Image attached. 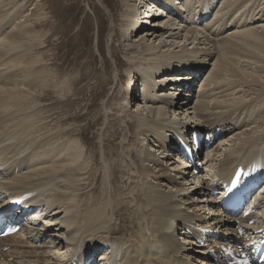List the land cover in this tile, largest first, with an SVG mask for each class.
I'll return each instance as SVG.
<instances>
[{
	"label": "bare ground",
	"instance_id": "obj_1",
	"mask_svg": "<svg viewBox=\"0 0 264 264\" xmlns=\"http://www.w3.org/2000/svg\"><path fill=\"white\" fill-rule=\"evenodd\" d=\"M15 1L16 6L7 3L4 8L0 0V192L12 196L35 193L25 203L31 207L28 215L34 221L29 230L0 238V249L7 247L0 250V264H79L90 257V264H196L201 258L202 264H213L219 246H235L241 230L252 236L264 220V194L258 199L263 208L254 225H248L254 215L230 217L220 210L218 197L212 196L236 166L264 164V66L255 61L257 57L250 60L252 51L247 52L249 57L233 60L243 41L255 38L259 30L264 34V18H234L239 5L247 6L249 0H119V25L113 33L119 35L126 59L109 49L117 73L114 79L120 84L127 78L135 85V76L142 90L138 95L131 86L116 90L112 84L102 95L105 110L98 119L103 116L104 122L96 128L100 142L111 140L112 144L123 136L134 150L133 157L102 151V175L97 164V170L92 168L95 155L86 157L87 147L84 149L78 138L60 145L63 138L58 136L59 145L47 149L52 136L38 138L42 128L59 135L78 132L72 124L82 115L67 114L49 122L59 113L50 116L48 106L53 105L42 102V96L51 94L48 89L53 81L49 79L56 75L50 74L45 64L51 59L41 52L40 45L35 47L36 33L26 22L35 14L17 22L23 4ZM141 6L149 8L139 20ZM16 9L17 14L13 12ZM262 9L259 3L260 14ZM256 19L257 26L241 30L248 20ZM143 23L147 26L140 32ZM228 27L235 30L224 35ZM22 49L31 54H23ZM21 64L28 67L23 69ZM209 64L191 106L196 75ZM108 73L105 84L110 85ZM58 87L59 96L65 97V90ZM116 97L124 101L123 109L110 104ZM168 108L180 112V121L167 116ZM256 108L260 109L252 110ZM126 110L135 119L126 121L119 132L105 133V127L113 126ZM196 130L209 135L210 140L218 138L198 162L202 168L197 173L180 156L178 142V138L189 141ZM140 145L143 148L137 150L135 146ZM193 152L199 155L197 149ZM109 156L121 158L125 174L131 171L129 177H137L130 202H119L124 199L121 191L114 193L116 177L106 163ZM195 161L193 168L198 167ZM98 173L102 182L97 192ZM187 179L192 180L191 186L187 187ZM130 204L136 220L127 225L129 220L120 215L121 225L113 226ZM203 228L212 235L201 231ZM204 237L208 243L201 246L197 240ZM99 248L103 252L95 257ZM9 257H13L11 262Z\"/></svg>",
	"mask_w": 264,
	"mask_h": 264
},
{
	"label": "rangeland",
	"instance_id": "obj_2",
	"mask_svg": "<svg viewBox=\"0 0 264 264\" xmlns=\"http://www.w3.org/2000/svg\"><path fill=\"white\" fill-rule=\"evenodd\" d=\"M15 2H16L15 0H11V1L3 0L1 5L4 6L7 3H10V6H13V5L16 6ZM119 2H120L119 0H20L18 1V3L23 4L24 8L23 7L20 8L22 12L19 13L16 21L17 22H19V20L22 21V19H27L28 18L27 16H30V14L31 15L35 14L33 15L34 17L30 16L29 20L26 21L28 24L33 26L34 28L33 30L36 33L37 40L35 41L34 45L35 47H36V44L37 46L40 45L42 47L41 52H43L44 55L46 54L45 56H47V58L51 59L49 60L51 65L50 64L48 65L45 64V65L47 66V68L49 66L50 74L56 75L57 77V78L55 77V78L49 79L50 81H53L51 83L53 86L50 85L51 88L48 89L50 90L51 94L42 96L43 97L42 102L46 100V102H44L45 104H51L55 107L54 108L53 106H50V107L48 106V108H51L47 111L48 113L51 114L49 115L53 116L54 113H57V112L59 113L58 115L54 114V116L55 115L57 116L51 117L52 119H50L49 122L53 123L55 120L59 121L60 118H63L67 114L73 115L77 113V114L82 115V117L76 119L74 123L72 124L73 127L78 129V132L70 133L71 135L68 133H63L59 135V134L50 133L49 130L47 131L44 128H42V126H39V129L40 127L42 128L41 129L42 132L41 130L37 132L38 138L42 139L46 135L49 137L50 135L52 136L50 138L51 142H49L51 145L48 143L49 146L46 145L45 146L46 149L49 147L54 148L56 146L55 144L59 145L60 143V145H62L67 140L69 139L71 140V138L73 139L78 138L81 142V145L84 147V149L87 147L85 150V154L87 155L86 157L91 159V155L92 154L95 155L96 160H94L95 163L92 164V168L94 170H97L96 169V164H97V168L100 172L102 171V168H103V165L101 163L102 159L101 158H100L101 160L99 159L102 151L106 153L108 152V154L118 151V152H121L122 155L124 154L125 156L126 155L132 156V157L134 156V150H131L133 147L131 141L129 142L130 144L125 143V140L122 139L123 136H120L117 140H114L112 144L110 143L111 140H108L105 143H103L102 141L100 142V139L97 136V129L99 128L100 125L103 124L102 122H104V118L102 116L98 119V116L102 115V113H104V110H105L104 104H102L103 103L102 100H104V98H102V95L104 94V92L106 93V91L109 90L112 84L116 85L115 86L116 90L124 89V88L126 89L128 86H131L133 89H135V91L137 90L136 93L138 95L141 93V90H142V87L141 85L139 86V84L137 83L135 76H134L135 85L130 84L127 78L126 80H124L123 83H120V84L119 82H117V80L115 81L117 73L114 70L113 59L111 58L109 54V49L113 48L117 55L123 57L122 55L123 52H121V49L119 46V44L121 43V40L119 39V35L118 34L115 35L113 33V30H116V28H118V25H119V21H117V19H119L118 15H119V10H120ZM248 3L249 4L247 6L239 5L238 11L235 12L234 18L243 17V18L254 19L259 16H260V19L264 18V0H249ZM259 3H262V8H263L261 10V14L258 12ZM178 6H179V9L182 10V6L180 5ZM256 7H257V10H256L257 12L255 11ZM148 8L149 6L148 7L141 6V8L139 9V15H137V17L138 16L139 17L137 19L139 18L142 19V16L145 14ZM218 8L219 6L216 7V10ZM216 10L212 12V15L215 13ZM17 11L19 12V9H16L13 12L17 14L18 13ZM248 22L250 23H248L246 27L243 26L242 29L241 28L240 29L244 30L249 27L257 26L258 24V23H255L257 22V19L255 21L248 20ZM145 25L147 26V23H143L141 25L142 30L140 32H144ZM228 29H227L228 31L226 30V33L227 32L228 33L227 34L224 33V35L230 34L233 29L235 30V27H228ZM255 35L256 37L253 38L254 40L252 38H247V40L243 41L242 44L240 43L241 46L237 47V49L238 48L239 49L238 50L235 49L234 51V57L236 58H233V60L236 59L237 61L238 58H242V57L245 58L252 51L251 55L254 54V56H252L254 58H251L250 60H253V59L255 60V57H257L255 61H261V63L264 66V60H263L264 59V34H262L261 31L259 30V32ZM241 47L243 48L241 49ZM22 53L23 54L26 53L27 55L31 54L30 51H26L23 49H22ZM217 56L218 54H216L214 58H216ZM123 58L126 59L125 56ZM214 58L210 61V64L213 63ZM116 62H117V59H116ZM23 64L26 65L25 63ZM210 64L207 65L205 68H203L201 72L198 73V75H196V79L192 87L193 90H191V92L193 91V98L191 99V103H189V105L191 106L193 105L195 98L197 96L198 87H199L198 82L205 80L204 78L207 75V71L211 68ZM24 65L21 64L20 67H22L23 69L24 67L26 68L28 67ZM234 66L239 68L238 64H235ZM108 72L111 73L110 74L111 80L108 82V83H111L110 85L105 84V78L109 76ZM106 73H108V75ZM16 79L19 80L20 78L18 77ZM22 79L26 80V77L24 76ZM58 86H61L62 91L65 90L66 92L65 97L59 96L58 91L60 87ZM263 102H264V98H263ZM110 104L113 105L112 107L115 106V108L123 109L122 104H124V101L116 97L115 99H112L110 101ZM43 106L44 105H42L41 107L43 108ZM142 106L144 105L142 104ZM56 107L57 108L59 107V108L57 109ZM39 108H37L38 111H39ZM133 108L134 107L130 108V106H127V109L133 110ZM257 109L259 110L260 108H256L252 110H257ZM176 110L177 109L168 108L167 116L175 120L181 119L179 118L181 116L180 112L177 113L178 110L177 112ZM42 112L43 110L40 111V113H37L39 114L38 116L42 115ZM47 112L45 113L47 114ZM125 112L126 114L124 116L120 115L121 119L116 120L113 123V126L112 124H108V127L107 126L105 127L106 129L105 133L109 132L110 130H112L110 131L112 133L119 132L121 130L120 128H124L126 121L135 119L132 113L131 114L128 113V110H126ZM175 112L177 113V115H175ZM262 117H264V114ZM257 122H259V120ZM252 124H255V123H252ZM56 126L57 124L54 126V128ZM133 126L135 125L133 124ZM62 127H66V126L62 125ZM122 134H124L123 131H122ZM67 135L69 137L68 139H65L67 138L65 137ZM58 136L59 137L62 136L63 140L61 139L59 142L58 140L61 137L58 138ZM217 139L218 138H216L214 141L215 144L218 143ZM61 141L63 142L62 144H61ZM122 143H125V144H122ZM135 148H137V150H141L143 147H141L140 145V146H135ZM205 154H206L205 151H203V154H201V160L205 156ZM21 155L22 154H20L18 157H20ZM13 158L15 159L16 157H13ZM119 160L121 161V163L119 162ZM119 160L111 159L109 156V159H106V163L111 167V170L116 177L114 179L115 181L114 193L121 191L122 193L121 196L124 199H121L119 202L127 203L128 201L130 202L132 200L130 191H134V186H136L138 180H137V177L136 178L129 177L131 175L130 173L131 171L130 172L128 171V175L125 174L124 172L125 163L124 161H122L121 158H119ZM200 168H202V166L199 167V170ZM24 170L25 169H23V171ZM120 170H121V173H119ZM15 173H17V168H15ZM101 175H102V172H101ZM188 180L190 179H187V182H188L187 187L191 186L190 182H192V180L190 181ZM101 182L102 180L100 177V173H98L97 181H96V185H97L96 191L97 192L100 190ZM187 206H188L187 204H184L185 208H187ZM114 207L116 208V206ZM123 210H124L123 212H120L118 214V217L116 218L118 222L116 223V225L113 224V226L116 227L118 225H121L119 221H121L122 217H124L122 218L124 219V221L129 220L128 223L125 222V224L127 225L128 224L130 225V223L133 222L131 221L132 219L136 220L134 216H131V213L135 211L132 205L129 207L128 210H126L127 212L125 211V209ZM191 210L192 209H190V211ZM120 215H121V218L119 217ZM128 216L130 217V219ZM129 231L130 230H128V233ZM179 241L181 242V239H179ZM101 249L102 248H99L95 251V254H94L95 257L96 256L100 257V255L103 252ZM0 250L5 251L7 250V247H4ZM12 258L13 257H9L7 260L11 262L13 260ZM2 259L3 258H0V260ZM201 260L202 258L199 259L198 262H196V264H202Z\"/></svg>",
	"mask_w": 264,
	"mask_h": 264
}]
</instances>
